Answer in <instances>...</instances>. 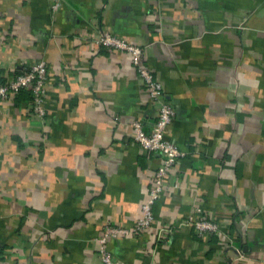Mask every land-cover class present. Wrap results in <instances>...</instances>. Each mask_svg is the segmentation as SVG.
Segmentation results:
<instances>
[{"label": "crops", "instance_id": "crops-1", "mask_svg": "<svg viewBox=\"0 0 264 264\" xmlns=\"http://www.w3.org/2000/svg\"><path fill=\"white\" fill-rule=\"evenodd\" d=\"M0 0V74L46 63L44 113L0 100V264H101L103 225L131 227L157 153L132 137L156 103L108 30L140 45L184 154L150 224L108 237L112 264H264V0ZM199 206L227 234H197Z\"/></svg>", "mask_w": 264, "mask_h": 264}, {"label": "built area", "instance_id": "built-area-1", "mask_svg": "<svg viewBox=\"0 0 264 264\" xmlns=\"http://www.w3.org/2000/svg\"><path fill=\"white\" fill-rule=\"evenodd\" d=\"M57 0L51 4L55 9ZM97 42L105 47L126 51L136 72L141 77L148 95L156 103V115L148 131H145L139 119L131 122L132 137L144 149L157 153L159 160L153 173L150 175L147 198L141 204V212L131 227L105 224L98 239V252L101 264H112L110 251L105 246L108 237H116L130 231H138L150 224L152 219V205L161 193L164 185V176L167 169L184 154L183 149L164 136V129L172 118L173 107L164 98L160 81L152 74L150 68L144 63L142 48L108 30H102L97 36ZM46 63L39 59L31 62L23 71L8 77L0 74V100L8 95L16 94L25 88L30 94L31 110L39 115L44 113L43 100L45 95ZM184 224H190L197 234H227L216 221L201 214L199 206L194 207V213H190L184 219Z\"/></svg>", "mask_w": 264, "mask_h": 264}]
</instances>
